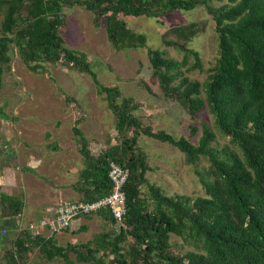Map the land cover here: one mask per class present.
I'll use <instances>...</instances> for the list:
<instances>
[{
	"label": "trees",
	"instance_id": "16d2710c",
	"mask_svg": "<svg viewBox=\"0 0 264 264\" xmlns=\"http://www.w3.org/2000/svg\"><path fill=\"white\" fill-rule=\"evenodd\" d=\"M74 6L93 14L94 27L104 20L115 51L147 48L146 37L132 31L121 16L158 20L203 7L219 43L218 57L203 83L185 76L201 69L199 54L187 46L196 35L195 23L170 29L175 39L165 41L183 54L182 60L152 48H147V56L163 95L191 115L206 108L213 128L229 145L212 147L216 134L207 124L197 144L144 127L133 114V100L121 97L116 86L100 85L87 55L65 46L64 8ZM11 45L31 71L52 64L88 74L115 115L116 142L108 140L98 156L91 155L82 132L75 129L84 159L78 184L85 193L83 201L110 192L109 161L129 171L123 219L117 222L107 211L84 216L96 215L111 229L81 245L62 246L51 238L31 241L43 260L74 264L72 252L77 262L90 264H264V0H0V89ZM195 133L190 127V134ZM141 134L177 148L189 165L206 159L204 175L196 173L204 196H166L149 183L147 156L137 149ZM1 200L16 205L8 196ZM172 235L192 249L175 252ZM31 244L17 239L18 260L25 259Z\"/></svg>",
	"mask_w": 264,
	"mask_h": 264
},
{
	"label": "rangeland",
	"instance_id": "374dc122",
	"mask_svg": "<svg viewBox=\"0 0 264 264\" xmlns=\"http://www.w3.org/2000/svg\"><path fill=\"white\" fill-rule=\"evenodd\" d=\"M64 13L66 18L61 35L65 46L87 55L100 85L116 86L121 97L133 100L137 107L133 114L144 127L149 126L154 132L165 131L175 138L184 137L197 144L201 127L207 124L216 134L212 147L221 150L229 145L228 139L213 128L212 117L206 108L191 115L179 102L163 95L147 56V48H152L162 51L168 58L182 60L183 54L168 46L165 41L175 39L169 34L170 29L195 23L198 25L196 35L187 46L199 54L201 69L185 72V76L203 83L216 62L219 45L215 24L203 7L187 12L177 11L158 20L121 16L132 31L146 37L147 48L125 51L113 49L107 39L104 20L100 27H94L93 14L85 7H65ZM189 63L192 64L193 59L190 58ZM1 78L0 131L1 135L9 139L10 144V139L16 135L14 126L19 123L29 127L34 123H44L49 127L55 122L66 129L63 134L70 141L79 139L75 134V129H79L93 156H98L104 150L108 140L112 144L116 142L115 115L109 110L105 96L99 93L98 86L88 74L52 64H41L37 72L31 71L23 63L17 49L11 45L9 63L4 67ZM29 127L24 128L23 132L21 129V136H27L30 130H34L31 128H35ZM190 127L196 129L194 135L190 134ZM137 149L147 156L150 167L146 173L147 180L161 187L166 196H204L196 173L204 175L208 167L206 159H201L196 165H189L184 154L177 148L143 134L138 137ZM82 160L78 152L73 165L76 161L79 166L83 165ZM86 224V230L78 231L77 227L74 233L68 232L70 235L59 245H81L111 229L109 223L96 215H92ZM115 227L119 226L116 224ZM170 241L178 254L192 249L174 235ZM69 255L74 264H90L77 262L72 252ZM40 264L64 263L56 259L52 262L43 260Z\"/></svg>",
	"mask_w": 264,
	"mask_h": 264
},
{
	"label": "crops",
	"instance_id": "0c3cea01",
	"mask_svg": "<svg viewBox=\"0 0 264 264\" xmlns=\"http://www.w3.org/2000/svg\"><path fill=\"white\" fill-rule=\"evenodd\" d=\"M33 126L34 130L27 136H21L23 129L29 126L15 125L12 144L0 131V264H40L43 260L39 246L31 241L51 238L59 245L70 235L68 232L74 233L89 220L78 218L70 229L56 234H50L47 228L33 231L28 228L31 223L51 218L60 201H83L85 195L78 185L84 168L83 157V165L79 166L77 161L73 165L79 152L78 140L70 141L63 134L66 129L58 122L49 127L44 123L30 125ZM2 195L10 197L16 205L3 203ZM21 238L25 245L31 244V248L25 259L18 260L16 255L20 249L15 243Z\"/></svg>",
	"mask_w": 264,
	"mask_h": 264
},
{
	"label": "built area",
	"instance_id": "2783aa9c",
	"mask_svg": "<svg viewBox=\"0 0 264 264\" xmlns=\"http://www.w3.org/2000/svg\"><path fill=\"white\" fill-rule=\"evenodd\" d=\"M129 171L119 164L109 161L108 179L110 192L93 201H60L53 209L51 218L42 219L37 224H31V230L47 228L50 234L61 233L70 229L72 223L81 217L107 211L112 219L120 222L126 215V191Z\"/></svg>",
	"mask_w": 264,
	"mask_h": 264
}]
</instances>
